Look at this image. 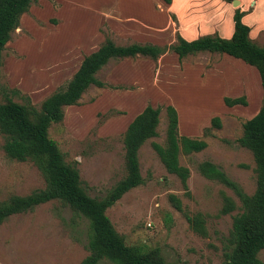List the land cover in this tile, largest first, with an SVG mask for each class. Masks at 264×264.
<instances>
[{
	"label": "rangeland",
	"instance_id": "obj_1",
	"mask_svg": "<svg viewBox=\"0 0 264 264\" xmlns=\"http://www.w3.org/2000/svg\"><path fill=\"white\" fill-rule=\"evenodd\" d=\"M70 1L80 8L62 7L63 0H36L20 16L1 51L0 101L10 96L18 103L28 99L38 107L44 97L66 83L79 59L95 49L104 37L118 45L132 42L169 45L174 42L176 33L179 34L178 11L184 7L182 0H173L174 6H166L161 0H132L139 8L145 3L148 13L144 9L143 18L153 21V25L155 21L158 26L163 15L165 20L170 18L169 28L158 32L155 28L143 30L136 22L122 19L123 13H127L123 8L128 9L131 0ZM187 3L190 12L197 15L206 10L204 0H187ZM57 11L61 12L57 14ZM61 16H67L68 22L75 26H63ZM225 19L226 15L224 22ZM210 35L221 37L216 32ZM48 39H59L54 43H60L51 53L46 47L52 45L51 41L45 42ZM250 40L264 46V34L260 31ZM170 54L172 52L167 50L153 60V84L147 85L109 81L107 74L120 59L109 60L96 73L104 86H89L80 95L78 104L63 107L62 120L51 123L47 135L56 143L63 160L78 170L84 191L99 198L125 174L122 134L128 122L126 114L137 113L147 104L160 106L156 135L144 140L137 149L142 183L123 193L105 209V215L126 245L142 250L156 247L166 263L222 264L231 218L240 211L236 191L251 194L255 188L252 155L236 141L241 135L242 122L257 108L259 95L252 88L254 78L250 79V95L244 92L235 95L244 96V105L226 106L222 97H235L224 93L240 86L244 90L246 71L256 72L252 66L229 56L234 60L228 58L218 69L213 66L219 60L215 52L189 54L180 61L177 59L176 64L168 61ZM183 63L185 68L176 73ZM207 68L215 72L202 76ZM163 76H167L171 84L162 87ZM230 82L236 86L229 85ZM14 89L17 92H11ZM123 92L131 93L133 100H128ZM260 92L262 96L261 89ZM172 97H176L177 102ZM164 104L172 105L177 112L179 135L205 142L203 149L188 153L179 146L178 164L188 171L186 190L175 174L165 170L151 146L152 142L161 146L166 143ZM215 115L220 126L210 127L202 134V129ZM3 140L0 134V201L43 188L44 179L36 166L29 160L8 158L2 149ZM202 161L216 166L231 185L204 177L198 170ZM169 194L180 200L187 213L203 215L205 236L189 228L183 214L169 202ZM223 196L234 203V209L228 213L219 212ZM88 229L85 217L75 214L58 200L9 215L0 223V264H78L88 253ZM256 256L264 264V248ZM97 264L111 263L101 260Z\"/></svg>",
	"mask_w": 264,
	"mask_h": 264
},
{
	"label": "trees",
	"instance_id": "obj_2",
	"mask_svg": "<svg viewBox=\"0 0 264 264\" xmlns=\"http://www.w3.org/2000/svg\"><path fill=\"white\" fill-rule=\"evenodd\" d=\"M36 0H0V63L1 51L10 38V33L19 22L20 16L27 12ZM170 3L171 0H162ZM230 1V0H228ZM242 11L234 9L233 30L228 38L217 35H202L186 40L178 33L174 42L167 46L152 43L115 44L104 37L96 49L85 54L66 83L44 97L38 107L27 99L18 103L10 96L0 101V134L3 136L2 149L5 155L16 161H31L44 179V186L26 195H11L0 201V223L9 215L31 210L34 206L49 200H58L68 206L75 214L88 220V253L78 264H97L107 260L111 264H169L164 261L159 250L154 247L142 250L126 245L115 231L105 209L112 205L123 193L142 183L138 170L137 149L149 137L155 136L160 106L145 105L127 123L122 134L125 174L102 197L88 195L81 187L78 170L63 160L54 140L48 137L47 129L51 123L62 120L63 107L78 104L80 95L90 85L98 87L104 83L95 76L96 72L109 60L141 56L156 60L165 51L183 57L201 51L224 53L240 59L255 68L262 90L257 111L241 124L238 144L250 151L255 172V188L251 194L236 191L240 211L231 218V225L225 238L222 264H262L257 252L264 248V47L257 46L248 37L249 28L241 22ZM11 92H17L15 89ZM226 106L244 105V96H223ZM166 117L165 139L161 146L152 142L151 146L159 161L169 173L175 174L186 190L187 168L178 164L179 146L184 153L199 151L205 142L197 138L179 135L177 112L170 104L162 105ZM219 118L209 119V125L202 129L204 134L210 127L218 128ZM199 172L206 178L216 179L225 184L229 181L212 163L202 161ZM168 200L180 211L189 228L198 235L205 236L204 217L201 213H187L180 200L173 194ZM234 209L232 200L223 196L220 213Z\"/></svg>",
	"mask_w": 264,
	"mask_h": 264
},
{
	"label": "crops",
	"instance_id": "obj_3",
	"mask_svg": "<svg viewBox=\"0 0 264 264\" xmlns=\"http://www.w3.org/2000/svg\"><path fill=\"white\" fill-rule=\"evenodd\" d=\"M63 1H64L65 5L62 6V7H65V8L67 7L68 9H72V8L77 9V7L80 8L79 4L77 6V5L74 4L73 1H70V0H63ZM87 1H89V0H87ZM199 1H201V0H199ZM204 1L206 2L205 3V9L206 10L203 12L202 15H197L196 12L192 13L187 8V6L189 5L187 3V0H186V2H185V0H182V5L184 7L180 8L179 11H178V16H179L178 30H179V35L181 37H183L184 39L191 40V39H194V38H196V37H198L200 35H203V34L204 35H210V34L215 33V32L218 35H220L221 37H226V38L230 37V35L232 33V30H233L232 14H233L234 9H236V8H238L239 11H242V15H241L240 19H241V22L243 24L248 26V28H249L248 37L250 39L255 34H257L258 31H260L261 34L262 33L264 34V0H235L236 3L234 5L232 4V0H230L229 2H227L226 0H204ZM93 2L95 3V1H93ZM198 3H200V2H198ZM132 4H135V5H132ZM138 5L139 4H137V3H135L134 1L131 0L130 7L128 9H126L125 7L123 8V10L127 11V13H123L124 17H122V19L136 22L137 27H139V28L141 27L143 30L144 29L148 30V29L155 28V30H157L159 32V31H162L164 29L166 30V29L169 28V26L171 24V21H170L169 17H168L167 20H165V17L163 15V21H160L158 26H156V22L154 21V25H153V21L149 20L148 18H143V15L145 13L144 12L145 3L142 4L143 8L142 7L139 8ZM164 5H166V6H174L173 0H171L170 3H168V4L164 3ZM139 11H141V12H139ZM151 11H154V9L152 8ZM161 11H163V9ZM58 12L60 13L61 11H57L56 13L58 14ZM146 12H147V10H146ZM160 14H163V13H160ZM224 15H226V19H225V20H227L226 22L223 21ZM180 17H181V22H180ZM61 19L63 20L62 21L63 26H65V24H66V28H70L68 26H71V27L75 26V24L73 22H68L69 20H68L67 16L64 17V18L61 16ZM56 40H59V39H53V40L52 39H48V40L45 41V42L51 41L49 44H52V45L51 46H49V45L46 46V47H49L48 49H51L49 51V53L52 52V50H53L52 48L54 46H56V45L60 46V43H54V41H56ZM30 44H32V43H30ZM62 44L64 45V43H62ZM67 44H69V43H67ZM261 47H264V46H261ZM201 52H204V51H201ZM205 52H207V51H205ZM208 53H210V52H208ZM216 54H219V60H218V62L213 63V66L219 67L218 69H220L222 67V65L227 61V59L229 57H231V56H229L227 54H224V53H216ZM168 57L170 58V59H168V61L171 60L174 64H176L177 57H176L175 53L172 52V54L168 55ZM81 59H82V57L79 59V62H80ZM229 59H231V58H229ZM234 59H236V58H234ZM234 59H231V60H234ZM238 60H240V59H238ZM79 62H78V64H79ZM157 62H159V59L157 60ZM154 67H155V65L153 63V60L150 59V58H148V59H145V58L138 59L137 58L135 60H132L131 57H125V58L120 59L113 66V68H111V71L107 75L110 76L109 81L114 82V83L115 82H124V83H130V84H138V85L141 84V83H144L145 85L150 84V83L153 84ZM183 68H185V64L184 63L182 64V69L179 70V71H176V73H181ZM218 69H217V71H219ZM214 70H212L211 68H207L206 70H204L202 76H204V74H206L207 72L214 73L215 72ZM195 72H196V70H195ZM255 72H256V74L252 70L250 72L246 71L245 79L247 80V83H245V87L243 86L245 88L244 90H242V87L240 86L239 89L235 88L233 90H230V92H226L224 94H230L232 96H235V95H238L239 93H243L244 92L245 94H247V95L249 94L250 95L251 94V90H252L251 89V84H250V79L254 78L255 85L252 88H254L255 93L257 92L256 94L259 95L258 104L260 105L259 98L261 99V94H260L261 93L260 92L261 86H260V83H259V77H258L257 71L255 70ZM95 76H96V74H95ZM166 77L167 76H163L162 87L166 83L170 82V81L166 80ZM256 78H257L258 81H256ZM169 84H171V83H168V85ZM229 85L236 86V83L230 82ZM239 85H238V87H239ZM150 87L153 88L151 85H150ZM123 93H125V97H127L128 100H130V99L133 100V96L131 95V93H129V92H123ZM141 94L143 95L144 92H142ZM168 97H169V95H168ZM141 100H142V98H141ZM172 100L174 102L175 101L177 102L176 97H172ZM169 102L172 103V101H168L167 103H169ZM258 104H257V108H256L255 112L257 111V109L259 107ZM69 106H73V105H69ZM84 108H85V106H84ZM135 114L136 113H134V114L130 113L128 115V113H127L126 114L127 117H125V118L129 122ZM192 133H194V132H192Z\"/></svg>",
	"mask_w": 264,
	"mask_h": 264
},
{
	"label": "water",
	"instance_id": "obj_4",
	"mask_svg": "<svg viewBox=\"0 0 264 264\" xmlns=\"http://www.w3.org/2000/svg\"><path fill=\"white\" fill-rule=\"evenodd\" d=\"M236 3V1L235 0H232V4L234 5Z\"/></svg>",
	"mask_w": 264,
	"mask_h": 264
}]
</instances>
